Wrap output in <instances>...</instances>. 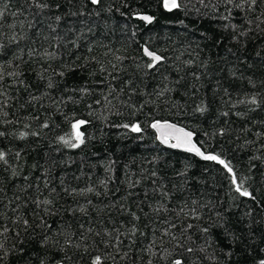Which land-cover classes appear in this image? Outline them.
Listing matches in <instances>:
<instances>
[{
    "label": "trees",
    "instance_id": "obj_1",
    "mask_svg": "<svg viewBox=\"0 0 264 264\" xmlns=\"http://www.w3.org/2000/svg\"><path fill=\"white\" fill-rule=\"evenodd\" d=\"M181 4L0 0V264L264 259V2ZM144 47L163 60L149 68ZM79 120L72 148L60 138ZM156 120L255 199L222 164L162 146Z\"/></svg>",
    "mask_w": 264,
    "mask_h": 264
},
{
    "label": "snow or ice",
    "instance_id": "obj_2",
    "mask_svg": "<svg viewBox=\"0 0 264 264\" xmlns=\"http://www.w3.org/2000/svg\"><path fill=\"white\" fill-rule=\"evenodd\" d=\"M34 2H35V0H34ZM203 2H204V0H201V3H203ZM248 2H249L250 7H254L257 4V0H248ZM261 2H264V0H261ZM91 3L94 5H97V4L101 3V0H91ZM225 4L226 5L233 4V0H225ZM39 7L45 8V7H48V5L42 4V5H39ZM162 7L168 12H172L174 10L181 9L182 8L181 0H162ZM236 7H242V5H236ZM138 18L143 20V21H146L148 23H152L154 20V17H152L150 15H138ZM227 18L228 17H224V19H227ZM59 19H60V17H57V20H59ZM143 52H144L145 56H147L151 61L147 65L149 68L155 67L157 63H159L163 60V57H161V56L157 55L156 53L150 51L147 47L143 48ZM254 102H255V100H253V103ZM199 111L203 112L204 109L201 108V109H199ZM225 115H227V114L225 113ZM83 124H85V121H83V120L76 121L75 123L72 124L73 133H72L71 138L65 139L64 137H61L60 139L66 145H68L72 148L79 147L81 144L84 143L83 133L80 132V130H79L80 126ZM44 126L47 127V125H44ZM123 127L124 128H130V130L132 132H136V133H139L142 131L139 124H134V125L125 124V125H123ZM151 127L156 129L157 132L159 133L158 139L161 141V143L168 144L172 148H182L186 152L195 153V155L201 157L204 160L215 161L219 164H222L224 166V168L229 173H233V169L229 166V164H227L224 160L220 159V157L218 155L205 154L204 152H202L200 150V148L197 147L196 144H194L192 141L193 133L187 132L182 128H177L175 125L169 124L167 122L160 123L159 121H157V122H154L153 124H151ZM0 135H3V133H0ZM25 135H27V134L22 133L21 138H23V136H25ZM73 141H75V142H73ZM171 141H174V142L170 143ZM17 155H19V153H17ZM4 158H5V153L0 151V160H3ZM232 184L235 186L234 190L237 193H239L240 196L255 199L253 194L247 188L243 187L242 182L241 183L237 182V179H236V176L234 173L232 174ZM89 191H91V189H89ZM43 203L44 204H50L51 201L45 200V201H43ZM45 211H47V209H45ZM133 215H135V214L133 213ZM23 223L27 227L28 221L24 220ZM217 226L224 227L223 224L217 225ZM191 227H192V225H188V228H191ZM5 230H7V228H5ZM133 231H135V229ZM203 231L208 232L209 229L205 228V229H203ZM173 239H175V237H173ZM44 242L45 243L47 242V237H45ZM187 251L191 252L192 249L188 248ZM42 264H43V262H42ZM92 264H102L101 257L100 256L94 257L92 260ZM173 264H183V262L180 259H176L173 261ZM259 264H264V259L259 260Z\"/></svg>",
    "mask_w": 264,
    "mask_h": 264
},
{
    "label": "water",
    "instance_id": "obj_3",
    "mask_svg": "<svg viewBox=\"0 0 264 264\" xmlns=\"http://www.w3.org/2000/svg\"><path fill=\"white\" fill-rule=\"evenodd\" d=\"M142 15H149V14H142ZM139 20H141V19H139ZM141 21H143V20H141ZM143 22L149 24V23L146 22V21H143ZM142 53H143V55L145 56L143 50H142ZM145 57H146L147 59H149L147 56H145ZM157 121H159L160 123H165V122H167V123H169V124L175 125L177 128H182V129H184V130L187 131V132H191V133H193L191 130H189V129H187V128L181 126V125H178V124H176V123H173V122H170V121H160V120H156V121H154V122H157ZM154 122H153V123H154ZM153 123H152V124H153ZM151 128H152V127H151ZM152 130L154 131V133H155V135H156L157 141H158L162 146L167 147V148H171V149H175V150H178V151H182V152H185V153L191 154V155H193V156L199 158L200 160H204V159H202L201 157L195 155V153L186 152V151H185L184 149H182V148H172V147H170L168 144H163V143H161V141L158 139L159 133L157 132V130L154 129V128H152ZM192 141H193L194 144H196L197 147H199V145H198V144L196 143V141H195V134H194V133H193V136H192ZM173 142H174V141H171L170 143H173ZM199 148H200V147H199ZM200 150L203 152V150H202L201 148H200ZM205 154H206V153H205ZM205 161H206V160H205Z\"/></svg>",
    "mask_w": 264,
    "mask_h": 264
}]
</instances>
